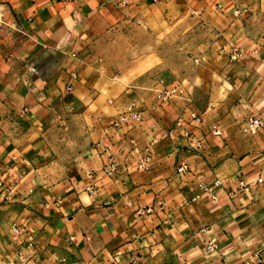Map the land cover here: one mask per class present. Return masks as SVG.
I'll return each mask as SVG.
<instances>
[{
  "label": "crops",
  "instance_id": "obj_1",
  "mask_svg": "<svg viewBox=\"0 0 264 264\" xmlns=\"http://www.w3.org/2000/svg\"><path fill=\"white\" fill-rule=\"evenodd\" d=\"M179 6L195 16L216 11L224 18L218 41L242 48L235 60L220 56L228 63L218 82L229 96L207 103L225 111L216 119L205 111L197 123L188 95L151 101L139 123L119 121L86 140L76 91L107 15ZM0 23V264H247L254 250L264 257V177L256 182L264 170V0H0ZM245 113L262 118L258 132L238 128ZM178 119L199 147L158 135ZM180 162L188 170L177 175ZM239 175L247 189L238 188ZM216 178L217 199L195 197L199 182ZM13 223L25 231L15 235Z\"/></svg>",
  "mask_w": 264,
  "mask_h": 264
},
{
  "label": "rangeland",
  "instance_id": "obj_2",
  "mask_svg": "<svg viewBox=\"0 0 264 264\" xmlns=\"http://www.w3.org/2000/svg\"><path fill=\"white\" fill-rule=\"evenodd\" d=\"M178 8L177 11L129 8L107 15L110 26L90 46L89 59L80 76V90L76 91L81 102L75 110L86 111L81 116L87 123L86 140L95 141L102 129L119 121L139 123L151 101L154 102L151 105L162 106L188 95V118L191 112L202 118L207 111L216 119L225 111L222 108L213 111V107L207 110L209 101L212 105L229 96L218 82V71L228 63L224 58L220 60V56L235 60L229 58L232 45L226 50L218 41L224 18L213 10L195 16ZM68 86L66 89L70 90ZM164 91L169 92L165 98L158 96ZM132 113L139 114V119L122 120V116ZM247 115L250 114L237 117L238 128Z\"/></svg>",
  "mask_w": 264,
  "mask_h": 264
},
{
  "label": "built area",
  "instance_id": "obj_3",
  "mask_svg": "<svg viewBox=\"0 0 264 264\" xmlns=\"http://www.w3.org/2000/svg\"><path fill=\"white\" fill-rule=\"evenodd\" d=\"M241 54H242L241 47L235 46V45H232L230 47V50H229L230 59H236ZM260 84L264 88V75L261 76ZM67 88L70 89V86H68ZM167 94H169V92L164 91V92L159 93L158 96H160L161 98H165ZM128 117H131L134 120H138L140 116L139 114H136V113L127 114V115L122 116V120H126ZM189 120L199 123L201 121V116L197 113L191 112L189 114ZM261 126H262V118L260 116L250 114V115L245 116L243 119H241V122L239 124V129L242 132L253 134V133L258 132ZM210 131L214 136H217V137L222 136V133H223V129L214 123L211 125ZM178 134L185 140L194 143L195 147H199L202 141L201 139L194 140L191 129L189 128L188 125L184 124V121L180 119L176 120L172 127L165 130L160 135L168 137V138H175ZM152 142L153 140H151L149 144L146 145L145 147L146 151L149 150L150 144ZM148 158H149V154L147 153V155L137 163V167L146 168L148 164L147 163ZM103 170L109 176H111L112 174L116 172V164L113 158L111 157L107 158L106 162L103 164ZM187 170H188V166L184 162H180L176 166L177 175H181L185 173ZM263 177H264V170L262 171V174L259 177H257L256 182L257 183L260 182ZM237 185L239 189H247L248 187V183L246 182V180L244 179L242 175L238 176ZM222 187H223V181L220 178H216L212 182H209V183L199 182L197 184V189L199 190V193L196 194L195 197L199 196L200 194H204V195H207L211 200H215L217 199V196H218L217 190ZM230 195H234V192H230ZM11 231L15 235H20L25 231V229L19 226L18 224L13 223L11 225ZM29 239L31 238L29 237ZM213 246H214V243H213V240L211 239L206 244V247L211 248ZM244 262L247 264H264V257H262L259 254V250H254L251 253H249L247 256H245ZM130 264H141V263L137 260H133ZM182 264H185V263H182Z\"/></svg>",
  "mask_w": 264,
  "mask_h": 264
}]
</instances>
